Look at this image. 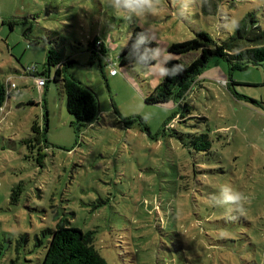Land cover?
Wrapping results in <instances>:
<instances>
[{
  "label": "rangeland",
  "instance_id": "rangeland-1",
  "mask_svg": "<svg viewBox=\"0 0 264 264\" xmlns=\"http://www.w3.org/2000/svg\"><path fill=\"white\" fill-rule=\"evenodd\" d=\"M104 5L0 0V79L17 86L0 109V264H40L50 236L42 232L56 214L92 231L108 264H264V63L230 72L210 56L185 97L188 118L179 121L176 102L143 100L160 79L115 57L134 24L152 31L166 54V45L199 30L223 40L231 32L217 37L222 13L253 12L264 28V0H220L215 15L197 7L190 19L165 0L159 14L132 24ZM97 36L114 76L88 50ZM48 48L72 60L67 72L95 93L99 112L90 123L77 128L67 112L54 68L46 73ZM201 132L207 151L193 149ZM226 183L251 197L235 222L208 203Z\"/></svg>",
  "mask_w": 264,
  "mask_h": 264
},
{
  "label": "trees",
  "instance_id": "trees-1",
  "mask_svg": "<svg viewBox=\"0 0 264 264\" xmlns=\"http://www.w3.org/2000/svg\"><path fill=\"white\" fill-rule=\"evenodd\" d=\"M210 2V8H199L205 16L215 15L218 11L220 0H210ZM239 24L237 30L229 33L223 40L218 42H215L209 33L199 30L190 39L166 45V52L173 54L169 66L179 63L184 66V71L175 78H165L155 84H150L149 92L143 98L144 102L148 104L176 102L178 106L176 115L179 114V121H185L188 118L186 114L190 113L191 109V105L185 101V97L190 92L197 73L205 66L210 56L217 55L223 58L230 72L246 69L250 65L263 64L264 28L258 24L253 12L245 13L239 19ZM145 29L134 24L127 37L131 33L134 39L135 33ZM98 39L101 41V45L97 47L95 43ZM30 43L33 44L35 41L30 40ZM128 43L130 47L131 41H128ZM105 45H107L105 39L97 36L89 42L88 50L91 54L97 52L102 54L105 59H111L107 57L108 45L107 47ZM157 45L155 41L152 46L157 47ZM236 48L243 49L241 54L230 55L229 52ZM190 52H197V55L188 62L184 61L182 56ZM115 57L121 67L132 65L133 61L128 57V49L123 46L118 53H115ZM111 60L114 66L115 62L113 59ZM70 62L73 61L67 58L62 60L59 53L52 48H48L45 62L47 76H49V71L53 67L52 80L61 83L66 96V110L74 117V124L78 128L90 123L97 117L99 112L98 102L95 93L91 89L67 72V64ZM32 69L28 68L27 71L31 72ZM36 74L38 77L44 78L38 73ZM6 81L7 79H0V109L4 101L15 93L13 91L6 92ZM139 119L144 130L148 132L143 119ZM191 142L193 149L197 151H207L211 147L209 135L206 132L194 133ZM55 216L54 226L42 232L43 234L48 233L50 236L47 237L44 245L45 252L40 264H108L94 245L92 231H83L72 225L66 217H58L57 214Z\"/></svg>",
  "mask_w": 264,
  "mask_h": 264
},
{
  "label": "clouds",
  "instance_id": "clouds-1",
  "mask_svg": "<svg viewBox=\"0 0 264 264\" xmlns=\"http://www.w3.org/2000/svg\"><path fill=\"white\" fill-rule=\"evenodd\" d=\"M171 5L180 19H190L195 8L211 7L210 0H171ZM106 8L117 14L129 24L149 16L159 14L165 7V0H105ZM239 19L222 13L218 17L216 26L217 37L223 31L234 32L239 28ZM135 38L130 33L123 47L128 49V57L132 62L133 71L144 72L149 77L160 80L175 78L184 71L182 64L176 63L169 66L173 54L165 53L160 47H153L155 36L152 31L145 29L135 33ZM128 41H131L129 47ZM243 49L236 48L229 52L230 55H240ZM121 71L125 69L121 68ZM251 197L242 191L233 188L230 184H222L217 191L208 198V203L214 209H222L226 222H235L245 214L246 205L250 204Z\"/></svg>",
  "mask_w": 264,
  "mask_h": 264
},
{
  "label": "built area",
  "instance_id": "built-area-1",
  "mask_svg": "<svg viewBox=\"0 0 264 264\" xmlns=\"http://www.w3.org/2000/svg\"><path fill=\"white\" fill-rule=\"evenodd\" d=\"M95 45L98 47L99 45H101V41L98 39L96 40V43ZM107 61V63L110 65V72L112 75L116 74V68L113 66V61L111 59H105ZM38 84L39 85H44V78H40L38 77ZM5 87H6V92H9V91H13L15 92L16 91V84L15 82L11 81L10 79H7V81L5 82Z\"/></svg>",
  "mask_w": 264,
  "mask_h": 264
},
{
  "label": "crops",
  "instance_id": "crops-1",
  "mask_svg": "<svg viewBox=\"0 0 264 264\" xmlns=\"http://www.w3.org/2000/svg\"><path fill=\"white\" fill-rule=\"evenodd\" d=\"M106 47H107V45H105ZM96 56L97 58H98V61H99V63H100V61L101 60H103V61H105L106 62V60H105V58L102 56V54H100V53H94V54H92V56ZM109 71H108V74L110 75V76H114V75H116V74H114V75H112L111 74V72H110V68L108 69Z\"/></svg>",
  "mask_w": 264,
  "mask_h": 264
}]
</instances>
